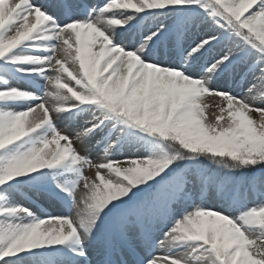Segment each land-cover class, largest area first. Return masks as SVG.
I'll return each instance as SVG.
<instances>
[{
    "label": "snow or ice",
    "instance_id": "obj_1",
    "mask_svg": "<svg viewBox=\"0 0 264 264\" xmlns=\"http://www.w3.org/2000/svg\"><path fill=\"white\" fill-rule=\"evenodd\" d=\"M0 264H264V0H0Z\"/></svg>",
    "mask_w": 264,
    "mask_h": 264
},
{
    "label": "rangeland",
    "instance_id": "obj_2",
    "mask_svg": "<svg viewBox=\"0 0 264 264\" xmlns=\"http://www.w3.org/2000/svg\"><path fill=\"white\" fill-rule=\"evenodd\" d=\"M209 104L211 105V107L208 109L209 114H211L212 112L218 111V109L215 107V102L214 101H212L210 99L209 100ZM209 118L211 119V115H209ZM49 211H51V209H49Z\"/></svg>",
    "mask_w": 264,
    "mask_h": 264
}]
</instances>
